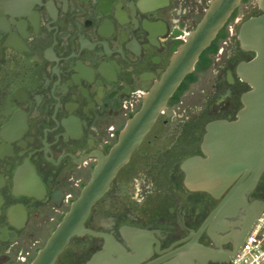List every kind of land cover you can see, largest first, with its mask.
Returning a JSON list of instances; mask_svg holds the SVG:
<instances>
[{"label":"flooded vegetation","instance_id":"af4514ba","mask_svg":"<svg viewBox=\"0 0 264 264\" xmlns=\"http://www.w3.org/2000/svg\"><path fill=\"white\" fill-rule=\"evenodd\" d=\"M210 1L0 0V264L32 262ZM260 13L240 1L54 264H231L250 213L213 215L226 192L181 164L237 118L239 27ZM246 202L264 211V171Z\"/></svg>","mask_w":264,"mask_h":264},{"label":"water","instance_id":"95a60500","mask_svg":"<svg viewBox=\"0 0 264 264\" xmlns=\"http://www.w3.org/2000/svg\"><path fill=\"white\" fill-rule=\"evenodd\" d=\"M240 1H210L195 28L173 54L160 80L127 120L117 141L107 154L99 155L91 179L30 264H54L70 237L86 231L84 220L91 205L103 195L118 169L129 160L160 112L166 109L168 98L193 70L201 52L211 44ZM257 3L262 13L244 20L238 32L241 47L254 52L252 59L240 62L237 69L239 78L250 85L241 96L243 106L234 120L209 122L201 145L205 157L191 156L181 164L189 188L214 196L226 192L213 215L231 214L239 208L246 210L247 215L250 213L241 239L243 244L262 207L258 204L251 211L246 202L247 193L264 171V0H257Z\"/></svg>","mask_w":264,"mask_h":264},{"label":"built area","instance_id":"2783aa9c","mask_svg":"<svg viewBox=\"0 0 264 264\" xmlns=\"http://www.w3.org/2000/svg\"><path fill=\"white\" fill-rule=\"evenodd\" d=\"M231 264H264V211L247 233L243 247L233 256Z\"/></svg>","mask_w":264,"mask_h":264},{"label":"rangeland","instance_id":"374dc122","mask_svg":"<svg viewBox=\"0 0 264 264\" xmlns=\"http://www.w3.org/2000/svg\"><path fill=\"white\" fill-rule=\"evenodd\" d=\"M240 11V10H239ZM241 12V11H240Z\"/></svg>","mask_w":264,"mask_h":264}]
</instances>
